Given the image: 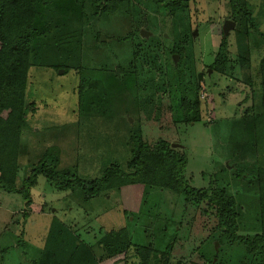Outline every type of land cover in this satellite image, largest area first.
<instances>
[{
    "label": "rangeland",
    "instance_id": "374dc122",
    "mask_svg": "<svg viewBox=\"0 0 264 264\" xmlns=\"http://www.w3.org/2000/svg\"><path fill=\"white\" fill-rule=\"evenodd\" d=\"M247 2L253 14L254 30L246 43L251 51V70H256L264 60V0ZM134 4L144 11L145 20L154 22L155 28H141L139 36L155 41L161 34L166 39L160 43L167 51V62L177 68L180 56L169 53L178 40L169 15L165 14L164 4L156 5L152 0H137ZM189 9L190 14L181 17L189 18L193 23L190 66L197 72L207 117L198 123H178V118L175 119L177 109L169 102V96L163 103L160 95L147 99L137 95V87L133 83L118 84L106 79L111 100L107 115L85 120L78 112V75L73 72L64 74V70L54 72L33 68L27 104L34 103V106L27 111V126L19 146L20 167L16 182L19 188L46 153L50 154L51 162L59 160V170H70L85 181L100 178L112 165L127 171L125 168L131 156L129 139L140 131L150 144L166 141L172 148L183 152L188 161L185 178L191 188L200 190L216 185L227 189L240 201L243 182H236L233 175L240 171L244 182H250L256 163L255 155L245 149L248 135L240 125L233 124L232 119L240 120L250 109L251 86L245 84L243 72L232 70L236 75L228 79L226 75H214L209 69L222 38H225V22L232 21L227 2L192 0ZM234 24L226 38L229 59L236 65L240 49L237 41L239 30ZM96 28L106 37L104 43L108 45L98 50L90 49V65L113 64L128 57L123 50L129 45L115 40L122 33L129 34L125 25L119 26L118 20L112 18ZM159 28L161 32L156 30ZM176 28L183 30L182 26ZM142 31L147 33V38L142 37ZM175 56L179 57L177 63ZM216 122L221 125L215 126ZM260 164L264 166L263 161ZM32 196L33 204L27 209L26 201L20 195L0 190V264H31L41 256V259L48 260L46 252L42 255L38 252L44 250L45 239L55 217L91 246L95 264H205L203 260L208 261L207 264L210 260L213 264L249 262V255L242 246L235 243L228 246L227 237L221 234L224 228L215 217L205 215L202 207L170 191L134 186L109 191L86 201L81 193L58 192L44 178H39ZM243 203H250V199L244 198ZM253 215L252 210L247 213V217ZM245 221L252 230L250 218ZM213 227V238L225 240L224 253L218 262L214 255L222 251V244L215 241L214 252L207 243L203 250L198 247ZM122 229H125V238H130L133 246L128 245L126 254L117 253L111 257L110 250L100 242L107 240L111 231L117 233ZM124 242L128 244L127 240ZM171 243L177 245L173 247ZM136 248L158 251L159 254L156 258L151 254L142 261L135 252ZM50 258L52 264H68V259L62 256Z\"/></svg>",
    "mask_w": 264,
    "mask_h": 264
},
{
    "label": "trees",
    "instance_id": "16d2710c",
    "mask_svg": "<svg viewBox=\"0 0 264 264\" xmlns=\"http://www.w3.org/2000/svg\"><path fill=\"white\" fill-rule=\"evenodd\" d=\"M136 1L0 0V190L20 195L26 201L27 209L33 204L32 191L38 186L39 178H44L58 192L81 193L86 201L109 191L134 186L170 191L202 207L205 215L215 217L224 228L225 233L221 234L227 237L228 246L231 243L242 246L249 255L248 264H264V166L260 164V161L264 162V60L256 70H251V51L246 41L254 30V23L247 0H225L230 9V19L239 30L237 66L229 59L226 37L222 38L213 63L209 65L214 75H226L228 79L236 75L232 70L243 72L245 84L251 86L249 111L246 110L240 120L236 117L232 119L233 124L240 125L248 135L245 149L255 155L256 163L254 172L249 175L250 182H244L240 171L233 175L236 182H243L239 202L227 189L216 185L200 190L191 188L185 178L188 161L183 152L172 148L166 141L150 144L140 131L129 139L131 156L125 168L127 171L112 165L104 170L100 178L85 181L70 170H59V160L51 162L50 154L46 153L33 166L23 186H17L19 146L27 126V111L34 106V103L27 104L33 68L77 74L78 112L85 120L107 115L111 100L106 79L118 84L133 83L137 87V95L147 99L160 95L163 103L165 97L169 96V102L177 109L175 119L178 118V123H198L207 117V106L202 105L197 72L190 66L193 23L191 19L181 17L190 14L192 0H152L156 5L164 4L165 14L171 20L178 42L169 55L180 56L177 68L167 62V51L160 43L166 39L161 34L155 41L139 36L141 28H153L154 22L145 20L144 11L135 7ZM112 18L118 20L119 26L125 25L129 30L128 35L122 33L115 39L119 44L129 45L123 50L128 57L118 59L113 64L90 65V49L98 50L108 45L100 43L101 31L96 26ZM178 26H182L183 30L179 31ZM160 28L156 30L161 32ZM216 123L215 126L221 125L220 122ZM247 169L249 171V167ZM246 197L250 199L248 204L243 203ZM250 210L254 211V215L247 217ZM247 218H250L252 230L246 225ZM214 228L198 245L202 250L206 243L213 252L215 241L225 244L224 239L213 238ZM126 236L125 229L117 233L111 231L107 240L100 243L110 250L111 257L117 253L126 254L129 246H133ZM124 240H127V245ZM177 243L171 244L174 247ZM224 248L223 245L219 255H214L217 262ZM43 249L38 255L46 252L48 260L41 259V256L32 260L31 264H52L50 257L56 256L68 259V264H95L91 246L56 217L53 218ZM135 252L142 257V261L151 254L155 258L159 254L158 251L148 252L142 248H136ZM203 262L207 264L208 261ZM210 264H213L211 260Z\"/></svg>",
    "mask_w": 264,
    "mask_h": 264
},
{
    "label": "water",
    "instance_id": "95a60500",
    "mask_svg": "<svg viewBox=\"0 0 264 264\" xmlns=\"http://www.w3.org/2000/svg\"><path fill=\"white\" fill-rule=\"evenodd\" d=\"M234 26H235V24H234L232 21H226V22H225V25H224V36H225V37L228 35L229 31H231V30L234 28ZM141 34H142V37H144V38H147V37H148V35H147L146 32H143V31H142ZM196 35H197V31H195V33H194V36H196ZM106 41H107L106 37L103 36V35H101V37H100V42H101V43H104V42H106ZM178 60H179V57H178V56H175V57H174V61H175V63H177Z\"/></svg>",
    "mask_w": 264,
    "mask_h": 264
}]
</instances>
